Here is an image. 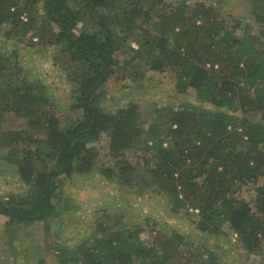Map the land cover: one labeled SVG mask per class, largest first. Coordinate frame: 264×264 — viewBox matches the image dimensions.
I'll return each instance as SVG.
<instances>
[{"label": "trees", "instance_id": "trees-1", "mask_svg": "<svg viewBox=\"0 0 264 264\" xmlns=\"http://www.w3.org/2000/svg\"><path fill=\"white\" fill-rule=\"evenodd\" d=\"M252 3L253 21L264 24V0ZM239 27L228 28L213 5L187 0H0V149L30 188L25 197L0 200V228L10 243L18 226L40 223L45 246L37 247L42 259L34 264L50 255L58 264H224L206 234L217 236L228 225L246 259L261 255L264 47L249 31L237 35ZM19 48L52 54L71 86V109L82 112L76 122L63 126L46 84L12 63ZM144 66L169 72L176 94L193 91L194 99L157 108L148 124L140 103L115 113L104 109V85ZM9 114L25 127L5 133ZM40 131L43 139L35 136ZM102 136L116 160V168L105 171L108 178L137 193L142 179L144 187L167 195L174 215L199 218L194 235L174 230L161 240V258L144 244L140 228L125 227L122 217L106 211L95 219L93 234L73 248L53 236L57 190L97 168ZM249 183L256 191L250 202L241 194ZM194 249L207 253L198 257Z\"/></svg>", "mask_w": 264, "mask_h": 264}, {"label": "rangeland", "instance_id": "rangeland-1", "mask_svg": "<svg viewBox=\"0 0 264 264\" xmlns=\"http://www.w3.org/2000/svg\"><path fill=\"white\" fill-rule=\"evenodd\" d=\"M168 1L175 4L181 0ZM187 2L190 4L203 2L213 5L226 20L228 28H234L235 24L239 23L237 35L240 36L243 31H249L259 38L260 46L258 47H264V24H256L253 21L252 0H187ZM4 49H8V46L4 45ZM19 54L18 59H11L12 63L23 68L29 78H39L46 84L50 91V98L56 105V112L62 118L63 126L76 122L82 112H75L71 109L73 103L71 86L60 70L54 66L52 54L49 52L38 55L22 48H19ZM117 58L123 61L125 57L119 52ZM174 84L169 72L156 73L144 66L139 69L137 75L131 78L123 76L122 79L119 74L112 77L104 85L106 97L101 105L108 112L115 113L118 109L125 108L133 102L140 103L144 107L143 122L148 124L157 108L165 106L179 108L184 98L194 99L193 91H190L187 96H178ZM3 119H5L3 124L5 133L22 126L25 127L24 122L19 121L14 115H5ZM35 136L38 139L45 137L41 131ZM96 146L100 152L97 168L85 177L75 176L66 180L64 186L57 190V195L61 197L57 205L60 213L59 217L52 221L51 227L55 239L69 247H75L80 239H86L93 234L95 219L104 211L122 217L125 227L140 228L142 230L140 238L146 246L155 247L157 258H161L162 244L160 242L166 235L172 234L174 230L184 234H195L192 230L199 218L195 217L192 220L185 216L174 215L171 212V204H169L167 195L155 193L151 187H144L142 179H140L142 187L137 193V189L130 190L124 185H118L119 179L108 178L106 169L116 168V160L110 156L109 152V138L102 136ZM5 155L6 152L0 149V200H8L11 194L25 197L30 188L22 181L18 167L4 159ZM140 155L142 153L138 152L137 157ZM113 180L115 181L111 182ZM259 184L264 185V178L259 180ZM241 194L248 202L251 198H255L256 191L253 184L249 183L244 186ZM53 200L56 203V199ZM3 229L0 228V264H34L42 259V254L36 253L37 247L45 246L42 224H29L28 226L21 224L16 229L12 243H10L9 234ZM206 236V241L211 244L208 247L214 250L220 258L223 257L224 264H264V242L262 254H252L248 260L246 252L239 247L235 232L228 225L224 226L221 234L217 236L206 234ZM12 247L19 251L18 258L14 256ZM192 252L198 257L207 253L203 249H194ZM33 253L37 258L32 257ZM45 260V264H58L56 258L51 255Z\"/></svg>", "mask_w": 264, "mask_h": 264}, {"label": "crops", "instance_id": "crops-1", "mask_svg": "<svg viewBox=\"0 0 264 264\" xmlns=\"http://www.w3.org/2000/svg\"><path fill=\"white\" fill-rule=\"evenodd\" d=\"M14 253V252H13ZM15 256V255H14ZM16 258H18V257H16ZM18 264H20V263H18Z\"/></svg>", "mask_w": 264, "mask_h": 264}, {"label": "built area", "instance_id": "built-area-1", "mask_svg": "<svg viewBox=\"0 0 264 264\" xmlns=\"http://www.w3.org/2000/svg\"><path fill=\"white\" fill-rule=\"evenodd\" d=\"M235 236L237 237V235L235 234Z\"/></svg>", "mask_w": 264, "mask_h": 264}]
</instances>
